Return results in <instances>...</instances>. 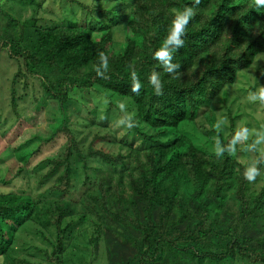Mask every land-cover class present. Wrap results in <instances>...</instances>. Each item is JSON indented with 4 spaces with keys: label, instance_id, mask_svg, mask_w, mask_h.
I'll return each instance as SVG.
<instances>
[{
    "label": "trees",
    "instance_id": "1",
    "mask_svg": "<svg viewBox=\"0 0 264 264\" xmlns=\"http://www.w3.org/2000/svg\"><path fill=\"white\" fill-rule=\"evenodd\" d=\"M54 1L32 0L25 19L0 3V58L7 51L18 62L12 109L22 117V78L25 87L30 78L40 82L62 118L45 142L66 139L59 153L34 163L33 151L0 179L8 189H0V264H94L101 255L103 264H264V143L249 147L257 134L241 121L250 109L241 97L228 108L225 99L222 114L211 109L241 71L257 64L248 92L264 82V8L252 0H58L55 13ZM185 6L196 15L174 53L173 76L153 54L174 10ZM101 51L109 57L106 78L95 72ZM133 70L139 94L131 92ZM153 70L163 95L148 83ZM86 100L103 121L83 120L86 128L76 131L68 111ZM118 102L135 112L138 127L115 128L125 116ZM187 123L195 136L181 130ZM238 127L250 138L229 155ZM216 136L226 149L221 158L212 152ZM256 160L261 175L249 183L243 171ZM39 173L40 184L49 183L39 197L14 186Z\"/></svg>",
    "mask_w": 264,
    "mask_h": 264
},
{
    "label": "rangeland",
    "instance_id": "2",
    "mask_svg": "<svg viewBox=\"0 0 264 264\" xmlns=\"http://www.w3.org/2000/svg\"><path fill=\"white\" fill-rule=\"evenodd\" d=\"M32 0H0V3L10 13L18 18L25 19L31 15L29 9ZM40 0H35L38 3ZM48 3V8L52 9L55 13L61 12V6L58 0L54 3ZM46 7V5H45ZM32 8V7H30ZM29 9V10H28ZM120 29V28H119ZM119 29L115 32L121 33ZM18 62L12 59L7 51H4L0 58V179H10L16 172L18 166L25 163L31 156L33 151H37V154L32 157L34 163L37 161L55 155L59 153L66 139L63 135L54 141L47 143L45 139L48 138L53 130L61 123V113L58 102L50 97L43 96L42 86L40 82L30 78L27 81L25 87V79L22 78L21 83L18 86L19 91V110L22 113V117L19 118L15 114L11 106V92H12V80L15 71L17 70ZM257 64L250 69L241 71L238 75V79L233 86L227 87L220 96H218L211 109L213 112L219 115L222 114V104L227 99L225 107L231 106V103L237 100V97H241L242 102L249 106L250 109H244L253 116L242 115L241 121L249 120L256 130H259L254 119L264 120V106H261L259 102H251L247 99L249 92L246 90L252 83H254L256 76L258 75ZM264 85V82H259V87ZM82 92V91H80ZM83 93V92H82ZM90 99L89 93H86ZM87 98V99H88ZM88 99V100H89ZM81 101L68 111L69 117L73 121L76 131L85 129L82 125L85 123L83 120L89 121H103L101 114L95 115L92 113V103ZM237 106V102L235 104ZM101 116V117H100ZM191 123L183 124L181 130L191 136H195V125L187 127ZM254 155V151H253ZM246 161V159H243ZM41 173L38 175H32L29 178L28 183H22L17 180L16 186L26 187L27 191H30L34 197L46 191L49 183L40 184ZM7 186L0 184V189H5ZM74 250V248H73ZM72 251V249H70ZM71 253V252H70ZM104 257L101 255L94 264H103Z\"/></svg>",
    "mask_w": 264,
    "mask_h": 264
},
{
    "label": "clouds",
    "instance_id": "3",
    "mask_svg": "<svg viewBox=\"0 0 264 264\" xmlns=\"http://www.w3.org/2000/svg\"><path fill=\"white\" fill-rule=\"evenodd\" d=\"M195 6H198L201 3V0H193ZM252 6L257 8H264V0H252ZM196 15L193 6H185L182 10H174V18L168 26L167 35L162 41L161 47H159L153 54V59L156 60L163 71L175 76L178 73L180 65L174 63V53L178 52L179 49L185 46V35L187 34V28L193 17ZM99 63L95 66V72L98 77L106 78L105 73L109 69V57L103 52H99ZM103 69V71L101 70ZM131 79V92L139 94L141 90V82L137 73L133 70L130 74ZM148 83L153 88L154 93L157 96L163 95V83L160 78V73L153 70L148 76ZM247 99L251 102H259L261 106H264V85H261L255 92H249ZM110 101L108 100V103ZM116 107L123 113L125 116L120 119L119 124L115 128H120L121 125H124L123 129L131 130L139 126L138 121L135 119V112H129L127 105L123 102H118ZM227 123V118L224 117L221 120H218L214 128L215 130L220 129L221 123ZM264 129V128H261ZM254 129L253 132L257 134V138L254 140L253 144L249 147L255 148L256 145L264 143V134H260V130ZM250 138V130L247 127L237 128L235 134L232 136L227 147L231 149L228 152L229 155H235V145L237 142L247 141ZM214 147L212 152L217 158L224 156L225 147L222 146L219 136L214 137ZM261 155H264V148L260 150ZM259 160H256V163L248 164L243 171V178L249 182L254 183L258 176L261 175L258 164Z\"/></svg>",
    "mask_w": 264,
    "mask_h": 264
}]
</instances>
